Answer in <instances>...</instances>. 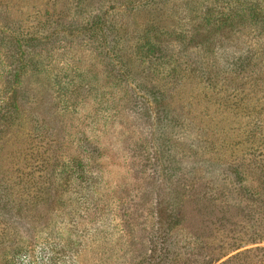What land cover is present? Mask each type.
<instances>
[{
	"label": "rangeland",
	"instance_id": "rangeland-1",
	"mask_svg": "<svg viewBox=\"0 0 264 264\" xmlns=\"http://www.w3.org/2000/svg\"><path fill=\"white\" fill-rule=\"evenodd\" d=\"M150 247L264 264V0H0V264Z\"/></svg>",
	"mask_w": 264,
	"mask_h": 264
},
{
	"label": "trees",
	"instance_id": "trees-1",
	"mask_svg": "<svg viewBox=\"0 0 264 264\" xmlns=\"http://www.w3.org/2000/svg\"><path fill=\"white\" fill-rule=\"evenodd\" d=\"M163 56L164 55H162V57ZM227 58H230V57H227ZM159 59L161 60V58H159ZM248 64H249V61L243 60V58H241L239 63L237 64V67L239 69V73L240 72L246 73V69L245 68L247 67ZM153 95H154V93H150L149 94V98L153 99ZM155 104H157V103L155 102ZM246 143H247L248 147L251 148V146H252L251 143H249V142H246ZM238 177H239V175H238ZM159 207H160V204H159L158 207H156L155 214L153 215V217H154V220H153L154 226H153V228L154 229L152 230L151 240L152 239L157 240V235H159L160 229H163V230L167 229L168 231H170L172 228L177 227L178 224H179V219H178L179 216H178L177 212H173V210H172L171 212L166 213V211L164 210V208L162 206L160 208ZM151 240H150V242H151ZM152 243H153L152 244V247H153L158 242H155V241L152 240ZM152 247H150V249ZM159 250L161 252V248H159ZM157 253H159V251L156 250V248H153V249L149 250V260H148L149 264H153L152 262H154V261L156 263V260H158L157 259ZM158 261H159V264H163L161 256H160V260H158Z\"/></svg>",
	"mask_w": 264,
	"mask_h": 264
}]
</instances>
